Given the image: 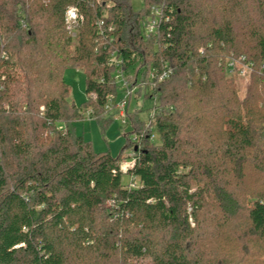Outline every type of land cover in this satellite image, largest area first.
Returning a JSON list of instances; mask_svg holds the SVG:
<instances>
[{"label":"trees","instance_id":"16d2710c","mask_svg":"<svg viewBox=\"0 0 264 264\" xmlns=\"http://www.w3.org/2000/svg\"><path fill=\"white\" fill-rule=\"evenodd\" d=\"M134 1L0 0V264H240L264 249V0ZM70 7L84 17L77 40ZM153 8L158 35L145 39ZM112 53L133 74L130 103L159 100V144L141 110L127 113L138 188L124 185V151L98 154L72 126L113 121ZM242 58L252 84L241 102L229 62ZM166 63L173 75L148 92L150 69ZM70 66L86 74L81 106Z\"/></svg>","mask_w":264,"mask_h":264},{"label":"rangeland","instance_id":"374dc122","mask_svg":"<svg viewBox=\"0 0 264 264\" xmlns=\"http://www.w3.org/2000/svg\"><path fill=\"white\" fill-rule=\"evenodd\" d=\"M134 6L136 9H141L143 6L142 0H135ZM2 37L0 35V45H2ZM76 42L72 44L70 47V54H75ZM2 53V58H3ZM232 74L231 72H229ZM235 76L234 84L237 91V98L239 101H244L249 92V88L252 84V72H247L244 76H237L236 74H232ZM65 81L70 88V97L69 101L71 103L76 104L77 106H81L88 101V96L86 93L87 81H86V74L84 69L78 66H70L66 69L64 74ZM5 80L3 76L2 81ZM0 91H4V85L0 84ZM159 104L158 99L154 100H147L144 101L143 99L140 100H133L128 110L139 109L141 110V119L147 124L148 120L150 119V114L153 109L158 112L157 105ZM113 120L106 124L104 128L102 122L95 118L87 117L84 120H79L73 123V128L77 135L82 136L85 141L91 142L96 153H110L114 158L119 157V155L124 151L128 144V138L126 137L129 133L133 132L132 127L128 124H123V120L115 113L114 115H106L105 120ZM154 124V120L151 121V125ZM61 128V127H59ZM154 133L157 134V138L154 143L159 144L160 139L157 133V129H153ZM123 161L120 163L123 165L126 162H130L133 158V153L131 149H126L124 151ZM188 169H182V172H188ZM132 175H125L124 176V185L131 186L133 183L136 182V179H133ZM197 189V185L194 184L193 190ZM213 230H208V233ZM210 237L211 234L209 233ZM217 245L214 244V247ZM233 246V245H232ZM252 253L256 252L255 259H248L246 261L240 262V264H264V249L255 248L252 246ZM228 254L234 259L236 257H241V252L239 253V249L235 248V246L227 249ZM239 261V260H237Z\"/></svg>","mask_w":264,"mask_h":264},{"label":"built area","instance_id":"2783aa9c","mask_svg":"<svg viewBox=\"0 0 264 264\" xmlns=\"http://www.w3.org/2000/svg\"><path fill=\"white\" fill-rule=\"evenodd\" d=\"M44 2H48L49 0H43ZM98 3L104 0H97ZM110 6V5H109ZM162 17V11L159 8H153L150 16H148L142 23V32L145 39H151L158 35L159 24ZM84 17L79 12L78 8L70 7L66 12V25L67 29L70 32L72 38L77 40L79 30L78 26L83 23ZM104 22L101 21L98 23V28L100 30V34H104L103 30ZM203 52V50H201ZM110 64L115 67V80L116 85L118 87V95L111 96L108 99V103L106 105V112L108 115H114L115 113L123 120V124L128 123V107L129 103L132 98L135 96L137 91V87H133L127 81V77H133V74H126L122 67L123 63L122 60L117 57L116 53H112L109 58ZM229 69L232 74H236L237 76H244L247 72H252V65L247 63L245 58L242 59H231L229 62ZM173 75V69L169 66L168 63L164 64L162 68L152 66L149 72L148 78V92L153 93L156 87L168 80ZM137 84H141L140 78L136 81ZM93 99H96V95H92ZM92 114V111H89V115ZM157 112L155 109L152 110L150 114V119L148 120L147 126L151 127L152 136L151 141L154 142L157 138V134L154 133V127L151 125V121L155 119ZM62 130L63 128H59ZM142 136L139 134H132L131 141L133 144H140ZM133 158L131 161L124 163L120 167V171L124 175H128L129 171L132 170L137 162L136 152L132 151ZM136 182L133 183L130 187L131 188H138L140 185L139 179L134 177Z\"/></svg>","mask_w":264,"mask_h":264},{"label":"water","instance_id":"95a60500","mask_svg":"<svg viewBox=\"0 0 264 264\" xmlns=\"http://www.w3.org/2000/svg\"><path fill=\"white\" fill-rule=\"evenodd\" d=\"M137 150V149H136Z\"/></svg>","mask_w":264,"mask_h":264}]
</instances>
